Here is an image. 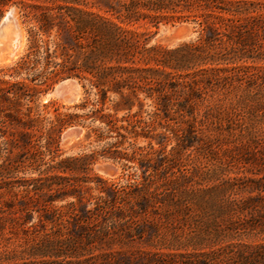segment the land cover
Segmentation results:
<instances>
[{"label":"trees","instance_id":"1","mask_svg":"<svg viewBox=\"0 0 264 264\" xmlns=\"http://www.w3.org/2000/svg\"><path fill=\"white\" fill-rule=\"evenodd\" d=\"M10 5L21 9L30 26L26 54L7 69L10 78L21 80L0 78V238L32 235L0 252V264H264V242L243 240L264 234V67L254 66L264 63V15H250L254 1L0 0V18ZM169 20L196 24V40L173 48L149 45L148 26ZM69 77L86 82L87 93L95 89L97 104L113 91L130 110V97L143 92L155 98L166 121L178 125L172 129L176 146L168 154L160 149L154 174L142 183L127 180L101 188L95 213L86 209L80 187L86 177L76 174L85 170L75 159H52L36 169V177L19 176L26 160L33 165L42 155V134L29 118L31 108L26 106L23 115L21 108L39 87ZM214 95L201 114L199 106ZM100 118L112 124L111 116ZM229 143L221 157L215 154L214 148ZM196 145L213 155L212 167H176L178 155ZM69 196L75 201L67 208L51 206ZM192 206L206 210L204 230L197 214L188 237L134 253L131 243L143 237L145 225L159 228L180 212L190 216ZM34 212L42 228L31 232L35 225H26Z\"/></svg>","mask_w":264,"mask_h":264},{"label":"rangeland","instance_id":"2","mask_svg":"<svg viewBox=\"0 0 264 264\" xmlns=\"http://www.w3.org/2000/svg\"><path fill=\"white\" fill-rule=\"evenodd\" d=\"M86 1L89 5L94 2V0ZM252 1H254L255 6L251 7L250 15H264V0ZM38 4L42 3L38 2ZM11 8L16 11L17 19H19L18 21L23 29L24 44L16 57L12 58L8 63H0V69L4 70L3 73H0V78L7 82L21 80L20 78H10L8 76L10 73L7 69L26 54L28 48L27 30L30 26L23 22L24 18L21 9L15 5L7 7L2 16ZM89 9L96 10L94 7ZM148 29L150 36L149 45H159L165 48H173L183 42L194 41L198 36V27L191 21H162L157 26H148ZM53 36L54 33L51 34L50 40ZM56 61H60V59H56ZM254 66L256 68H263L264 63L255 64ZM69 78L75 79L81 87L79 99L75 103L69 104L62 99L50 95L52 89L61 80L65 79L58 78L50 82L46 87H39L33 97V101L28 104L26 103L27 105L21 108V115L26 112V106L31 108L29 118L35 120V124L42 134V139L39 142V145H41L39 150L42 152V155L40 161L38 160L33 165L26 160L19 176L27 178L36 177L38 174L36 169H44L46 165L53 163L52 159L56 162L65 159H75L76 167L85 170V173L76 171V174L86 177L85 181L87 182L80 183L84 201L87 202L86 209H90L95 213L94 207L98 196L103 195L99 191L101 188L106 190L112 183L124 184L127 180L129 182L142 183L144 176L154 174V167L159 163L158 154L160 149L164 146L165 153L168 154L171 148L176 146L172 129L178 128V125L172 121H166L162 113L157 109L158 105L155 98H148L143 92L138 91L136 96L130 97L132 106L128 110L124 106L126 102L113 91H108L103 104H97L98 96L95 95V89H90L89 93H87L82 87V84H85L86 89L89 88L86 82H80L74 77ZM206 98L207 100L204 101L203 105L199 106L201 114L205 109V105L214 103L217 95H214L212 98ZM83 104H85L84 107L82 106ZM102 115L111 116L112 124L110 126L105 124V118H100ZM201 116H198V118ZM0 118H2V115H0ZM54 124L56 127L52 132L50 128ZM181 126L183 127L184 125ZM72 127L81 128L83 134L79 140L65 144L63 134ZM49 132H52L53 141H50V138H48ZM208 133H210V139H213L214 135H216L212 131ZM204 139L205 141L209 140L207 138ZM218 139L221 141L220 137ZM48 141L51 142L49 148L46 145ZM196 147L197 145L183 153L181 152L178 155V165L176 167L190 169L194 166L201 171L211 168L213 164L211 157L213 155H210L207 149L202 151V149H197ZM231 147L232 143L223 144L221 147L214 148V151L217 156L221 157L224 150ZM261 151L263 150L261 149ZM247 153L255 157L260 155V153L252 154L250 151H247ZM27 155L30 156V152ZM38 164L41 165L39 166ZM140 164L143 165L142 168ZM103 166L112 167L113 172L107 173L103 171L101 169ZM146 167H148V171L143 172ZM174 171H176V168ZM161 172L162 168L158 167L157 174ZM233 175L231 174V176ZM99 178L106 180L107 183H100L98 181ZM6 198H11V196H7ZM71 201H75L73 196H69L64 201L54 202L51 206L53 208H64ZM192 208L194 212H189L190 216H184V213L180 212L173 218L172 223L159 228H152V223L145 225L143 237L135 239L131 243L133 250H135L134 253L138 255L139 249H149L148 244L157 246L168 245L175 236L188 237V234L195 229L197 214L201 216L202 224H200V229L204 230L209 224L207 214L203 215L206 210H199L196 206H192ZM148 209L152 212V208ZM155 212L153 216H159V210L156 209ZM37 217L38 213L34 212L33 220L26 225L28 228L32 224L35 225V229H31V232L36 229L41 230L42 228ZM151 218L152 215H148V219L151 220ZM69 221L70 229H74V223L76 225L77 222L76 217L70 218ZM93 223V220L88 221L89 226ZM49 227L50 224H47V228ZM198 231H194V233H198ZM31 235L32 233L29 236L20 233L18 237H15L9 234L0 238V252L17 248L18 245H22L25 241L30 240ZM152 237L155 239L150 241L149 239ZM243 240L247 242H264V234L258 233L254 239Z\"/></svg>","mask_w":264,"mask_h":264},{"label":"bare ground","instance_id":"3","mask_svg":"<svg viewBox=\"0 0 264 264\" xmlns=\"http://www.w3.org/2000/svg\"><path fill=\"white\" fill-rule=\"evenodd\" d=\"M11 22L5 26L4 33L0 36V63L9 62L12 58L16 57L21 51L24 44V32L17 19L16 11L10 9ZM75 99H79L80 86L75 84ZM64 102L69 103L68 99L63 98Z\"/></svg>","mask_w":264,"mask_h":264},{"label":"water","instance_id":"4","mask_svg":"<svg viewBox=\"0 0 264 264\" xmlns=\"http://www.w3.org/2000/svg\"><path fill=\"white\" fill-rule=\"evenodd\" d=\"M10 22H11V14L9 13L8 10L0 19V36L3 35L5 26H8ZM75 84L79 85V83L75 79L65 78L61 80L55 86V88L52 89L50 95L57 97L59 99H63V98L68 99L69 104L75 103L76 102L75 89H74ZM82 134L83 131L81 128H77V127L69 128L63 134V141L65 144H70L72 142L79 140ZM101 169L107 173L113 172V168L110 166H103Z\"/></svg>","mask_w":264,"mask_h":264}]
</instances>
